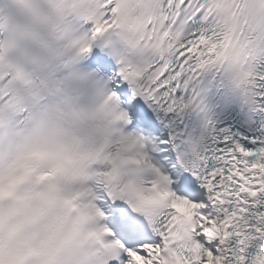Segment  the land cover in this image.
<instances>
[{
	"label": "clouds",
	"instance_id": "obj_1",
	"mask_svg": "<svg viewBox=\"0 0 264 264\" xmlns=\"http://www.w3.org/2000/svg\"><path fill=\"white\" fill-rule=\"evenodd\" d=\"M182 4L0 0V264H111L126 239L117 208L151 230L172 216L164 256L185 264L172 253L192 245L186 205L129 129L113 76L90 63L100 49L134 79L171 59L194 15ZM194 6L206 47L218 45L208 58L249 83L264 60V0Z\"/></svg>",
	"mask_w": 264,
	"mask_h": 264
},
{
	"label": "snow or ice",
	"instance_id": "obj_2",
	"mask_svg": "<svg viewBox=\"0 0 264 264\" xmlns=\"http://www.w3.org/2000/svg\"><path fill=\"white\" fill-rule=\"evenodd\" d=\"M194 5L195 0H183L181 12L187 9L193 17H200L202 13H196ZM205 40L201 28L194 32L190 26L186 39L174 47L172 58L157 59L142 77L137 74L136 78L129 79L119 67L113 76V88L131 119L129 129H135L141 119L140 98L166 104L170 112L183 111L196 100L194 95L185 103L180 91L196 78L197 71L212 62ZM93 59L104 70L110 64L108 56L100 49L92 53ZM125 83L131 85L130 91L121 86ZM237 87L248 93L255 85L251 78L249 83ZM260 87L264 88V81ZM257 95L264 97V92H251L253 98ZM223 139L226 146L218 148L217 152L222 155L215 157L224 162L222 166L211 168L201 163L198 169L209 193L207 204L193 202L176 193L174 203L186 205L184 213L192 230V245L172 255L183 259L185 264H241L245 256L254 259L259 246L253 237L264 232V147L249 150L238 141L227 143L233 141L230 135ZM166 178L170 179L168 175ZM114 215L126 239L111 264H163L164 253L171 244L169 229L175 223L174 218L169 216L168 221L152 230L155 234L152 242L137 243L145 226L122 208L115 209ZM260 239L264 241V235ZM246 244L249 246L245 247Z\"/></svg>",
	"mask_w": 264,
	"mask_h": 264
}]
</instances>
